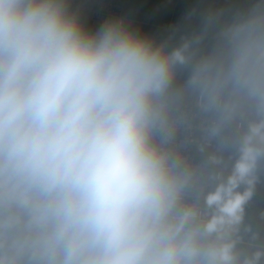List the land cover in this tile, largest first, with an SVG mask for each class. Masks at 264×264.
<instances>
[{
	"label": "clouds",
	"instance_id": "1",
	"mask_svg": "<svg viewBox=\"0 0 264 264\" xmlns=\"http://www.w3.org/2000/svg\"><path fill=\"white\" fill-rule=\"evenodd\" d=\"M205 18L169 46L0 0V264H264V0Z\"/></svg>",
	"mask_w": 264,
	"mask_h": 264
},
{
	"label": "crops",
	"instance_id": "2",
	"mask_svg": "<svg viewBox=\"0 0 264 264\" xmlns=\"http://www.w3.org/2000/svg\"><path fill=\"white\" fill-rule=\"evenodd\" d=\"M124 24L136 30L139 34L154 39L157 43L167 42L174 46L182 38L191 40L201 33L219 28L217 24H209L205 14H211L218 20L226 18L229 10L236 7L247 8L256 5L261 0H123ZM85 27L95 31L100 27L90 23L87 14L80 16ZM212 35L203 37L202 42H210ZM247 222L254 230L261 232L260 241L251 242L245 237L241 245L247 251L255 246L264 245V220L260 214L264 212V187L253 198L248 209Z\"/></svg>",
	"mask_w": 264,
	"mask_h": 264
},
{
	"label": "built area",
	"instance_id": "3",
	"mask_svg": "<svg viewBox=\"0 0 264 264\" xmlns=\"http://www.w3.org/2000/svg\"><path fill=\"white\" fill-rule=\"evenodd\" d=\"M179 1V0H176ZM73 11L79 15L87 14L93 26L102 25L108 20H120L124 23V1L123 0H70ZM192 144L195 140L191 141ZM192 148L191 153L194 154Z\"/></svg>",
	"mask_w": 264,
	"mask_h": 264
},
{
	"label": "water",
	"instance_id": "4",
	"mask_svg": "<svg viewBox=\"0 0 264 264\" xmlns=\"http://www.w3.org/2000/svg\"><path fill=\"white\" fill-rule=\"evenodd\" d=\"M217 31H218V28L217 29H212L210 31L201 33V34L196 35V36H200L201 38H203V37H207V36L213 35ZM196 36L192 37L191 40H194Z\"/></svg>",
	"mask_w": 264,
	"mask_h": 264
}]
</instances>
